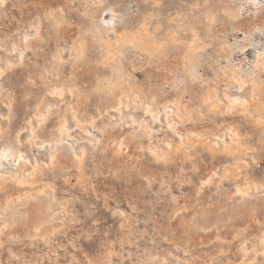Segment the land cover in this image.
<instances>
[{"label": "rangeland", "instance_id": "rangeland-1", "mask_svg": "<svg viewBox=\"0 0 264 264\" xmlns=\"http://www.w3.org/2000/svg\"><path fill=\"white\" fill-rule=\"evenodd\" d=\"M262 62L264 0H0V264H264Z\"/></svg>", "mask_w": 264, "mask_h": 264}, {"label": "bare ground", "instance_id": "bare-ground-1", "mask_svg": "<svg viewBox=\"0 0 264 264\" xmlns=\"http://www.w3.org/2000/svg\"><path fill=\"white\" fill-rule=\"evenodd\" d=\"M233 20H234V19H233ZM145 29H146V28H145ZM36 34H37V33H36ZM25 36H26V35H25ZM25 38H26V37H25ZM25 38H24V40H26ZM29 40H30V39H29ZM115 41H116V40H115ZM122 41H123V40H122ZM25 43H26V42H25ZM26 45H27V43H26ZM141 48H142V47H141ZM12 49H13V48H12ZM15 52H16V51H15ZM116 53H117V52H116ZM261 53H262V52H261ZM261 53H260V54H261ZM19 55H20V54H19ZM117 55H118V54H117ZM120 55H121V54H120ZM259 56H260V55H259ZM261 56H262V54H261ZM18 57H19V56H18ZM19 58H20V57H19ZM257 58H258V57H257ZM110 59H111V58H110ZM258 59H259V58H258ZM56 60H57V59H56ZM63 60H64V59H63ZM57 61H58V60H57ZM107 61H108V60H107ZM256 62H257V61H256ZM262 64H263V62H262ZM263 65H264V64H263ZM263 65H262V66H263ZM258 67H260V66L258 65ZM2 69H3V68H2ZM233 70H234V69H233ZM235 72H236V71H235ZM235 72L233 71V73H235ZM236 73H237V72H236ZM236 73H235V74H236ZM238 73H239V72H238ZM241 74H242V73H241ZM230 75H231V74H230ZM238 76H239V74H238ZM240 76H241V75H240ZM231 78H232V77H231ZM231 78H230V79H231ZM238 80H239V79H238ZM244 80H245V79H244ZM229 81H230V80H229ZM234 81H235V80H234ZM230 84H231V83H230ZM230 84H229V85H230ZM233 84H234V83H233ZM245 85H246V83H245L244 81H242V82H238V83H237V86H238L239 89H243V87H245ZM232 86L234 87V85H232ZM234 88H235V87H234ZM100 91H101V90H100ZM231 91H232V90H231ZM244 91H245V90H244ZM237 92H238V90H237ZM101 93H102V92H101ZM110 93H111V92H110ZM245 93H246V92H245ZM247 94H248V93H247ZM226 95H227V94H226ZM249 95H250V94H249ZM234 97H235V96H234ZM232 98H233V97H232ZM232 98H231V99H232ZM129 99H130V98H129ZM241 100H242V98H241ZM251 100H252V98H251ZM228 102H229V101H228ZM132 103H133V102H132ZM229 103H230V102H229ZM241 103H242V102H241ZM230 104H231V103H230ZM244 104H246V103H244ZM241 106H243V104H242ZM232 108H234V106H232L231 109H232ZM158 110H159V109H158ZM44 114H45V111H44ZM153 115H154V114H153ZM0 117H1V116H0ZM153 117H154L153 119H156V120H157V118L155 117V115H154ZM75 118H76V117H75ZM38 120H39V118H38ZM40 121H41V120H40ZM131 121H132V120H131ZM161 124H162V123H161ZM103 129H104V128H103ZM2 130H3V129H2ZM64 130H67V129H64ZM69 130H70V129H69ZM65 132H66V131H65ZM67 132H68V131H67ZM62 136H64V135H62ZM68 136H69V135H68ZM183 136H184V135H183ZM66 137H67V136H66ZM61 138H62V137H61ZM64 139H65V138H64ZM59 141H60V139H59ZM55 144L57 145V142H56ZM1 145H2V144H1ZM3 146H4V145H3ZM6 146H7V145H5V147H6ZM8 146H10V145H8ZM12 146H13V145L11 144V146H10L9 148H12ZM1 147H2V146H1ZM40 147H41V146H40ZM42 147H43V146H42ZM42 147H41V148H42ZM54 147H55V146H54ZM56 147H57V146H56ZM82 147H83V146H82ZM9 148L6 147V149H3L4 151L2 150L3 153L7 154V156H6V157H7V158H6L7 160H8V157H10V156L12 155V154H11V151L14 149V148H13L12 150H10ZM1 149H2V148H1ZM2 151H1V152H2ZM14 151H15V150H14ZM55 152H56V150H55ZM20 153H21V152H20ZM13 154H14V155L11 156V159L15 157V152H14ZM16 154H17V153H16ZM18 154H19V153H18ZM18 154H17V155H18ZM17 155H16V156H17ZM19 155H21V154H19ZM54 155H55V154H54ZM74 155H75V154H74ZM13 156H14V157H13ZM52 156H53V155H52ZM17 158H18V157H17ZM11 159H10V160H11ZM14 159L16 160V157H15ZM14 159H12V161H13ZM19 159H20V158H19ZM22 159H23V158H22ZM64 159H65V158H64ZM17 160H18V159H17ZM23 160H24V159H23ZM23 160H22V162H23ZM240 161H241V160H240ZM13 163H14V161H13ZM15 163H16V162H15ZM16 165H17V164H16ZM26 166H27V165H26ZM34 167H35V166H33V168H34ZM34 169H35V168H34ZM0 176H1V175H0ZM3 176H5V175L3 174ZM10 177H11V176H10ZM19 177H20V176H19ZM14 178H15V177H14ZM20 178H21V177H20ZM22 178H23V177H22ZM18 180H20V179H18ZM17 182H18V181H17ZM23 182H24V181H22V183H23ZM19 183H20V182H19ZM9 206H10V205H9ZM7 207H8V206H7ZM8 208H9V207H8ZM3 210H4V209H3ZM55 211H56V210H55ZM53 214H54V213H53ZM14 215H15V214H14ZM8 220H9V219H8ZM10 220H11V219H10ZM6 221H7V220H6ZM56 222H57V221H56ZM32 229H33V228H32ZM30 238H31V237H30ZM263 251H264V250H263Z\"/></svg>", "mask_w": 264, "mask_h": 264}]
</instances>
